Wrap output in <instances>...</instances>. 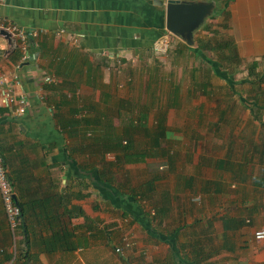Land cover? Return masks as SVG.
<instances>
[{"label": "crops", "instance_id": "0c3cea01", "mask_svg": "<svg viewBox=\"0 0 264 264\" xmlns=\"http://www.w3.org/2000/svg\"><path fill=\"white\" fill-rule=\"evenodd\" d=\"M166 1L6 0L0 7L1 18L28 30H43L38 56L28 59L10 36L0 33V76L17 73L14 90L28 100L22 115L0 105V150L17 185L16 194L27 204L25 226L17 229L14 240L0 195V264L13 259L7 256L14 242L16 256L26 264H196L198 259L197 264H264V239L255 240V232L264 228V109H252V100L237 91L246 80H236L235 73L229 80L214 71L204 59L207 51L205 56L196 55L209 62L212 72L228 85L229 94L240 95L239 103L247 109L240 122L222 125L223 132L232 134L230 142L170 162L157 152L144 162L122 166L125 171L135 166L141 173L127 174L122 168L118 172L120 178L126 175L120 180L131 179L127 184L133 187L155 180L150 204L141 200L151 211L153 224L127 192L105 193L102 185L94 183L79 189L83 177L90 183L94 180L91 172H79V164L101 161L70 151L73 141L63 134L55 113L63 108L70 117L92 118L100 112L104 119L117 102L126 101V107L130 95L115 91L123 75L115 74V58L121 57L129 72L136 67L134 76L140 83L143 71L133 64L158 52L160 45L173 41L178 52L196 53L193 48L198 44L189 45L166 29ZM216 2L217 11L195 31L194 43L200 29L214 22L211 30L204 29L205 35L217 29L227 33L244 61L258 60L263 65L264 0ZM225 23L228 28L220 26ZM46 75L59 81L47 82ZM128 81L130 85L132 80ZM170 95L172 101L179 100L175 87ZM66 98L68 104L63 103ZM70 106L78 111L70 113ZM92 129L82 126L88 141ZM173 134L167 130L166 138L176 137ZM186 145L181 147L190 149ZM110 154L103 155L102 161H113L115 156ZM138 177L146 180L136 183ZM80 192L85 195L79 197ZM62 195L69 198L68 205ZM31 201L35 204L28 206ZM73 205L81 206L85 215L73 211ZM224 219L231 222L229 229ZM87 223L93 228H87ZM124 235L133 238L135 247L121 256L114 248ZM194 240L201 241L198 253L190 246Z\"/></svg>", "mask_w": 264, "mask_h": 264}, {"label": "rangeland", "instance_id": "374dc122", "mask_svg": "<svg viewBox=\"0 0 264 264\" xmlns=\"http://www.w3.org/2000/svg\"><path fill=\"white\" fill-rule=\"evenodd\" d=\"M212 24L214 22L209 23L211 27H213ZM203 27L197 33L199 37L215 38L213 32L205 35L204 29L206 26ZM162 45L159 46L158 52L147 54L144 60H137V63L133 64V67L138 66L143 71L140 83H136L134 76L136 67L129 72L124 68L126 65L124 61L120 63L115 58L116 60L113 59L115 60L114 63L111 60L112 66L116 65L113 66L116 71L115 74L120 75V72L123 74L121 82L118 81L120 84L124 82V85H116L115 91L119 96L121 94L130 95L129 99L132 103L127 104L126 107L120 105L118 107H121L122 113L126 114L125 120L131 114V108L132 110H138L140 114L145 112L147 114L146 124L153 132L159 129L160 121L163 120L166 124V131L171 130L174 132V136L183 138L184 142L177 141L176 137L164 139V148L158 149L157 152L160 153L159 155L163 160H168V162L173 157H190L192 151L197 149L206 148L210 150L216 144L220 147L221 143H223V146L229 143L232 134L230 130L223 132L221 127L222 125L236 124L244 119V111L247 109L239 103L240 95L237 96L234 92L229 94L228 85L212 72L209 62L198 57L196 53L189 50L184 54L178 52L176 49L177 44L173 41L164 46ZM195 45L197 46V43H194ZM206 55L215 60L218 58L217 54L212 51H207ZM250 62L242 61L238 71L235 72L236 80H246L244 78L249 77L247 64ZM120 65H123V67H120ZM262 70H264V64L257 69L260 72ZM129 79L132 80L130 85L127 84V82L130 83ZM255 79L257 80L258 77H255ZM174 87L179 96V100L176 98L175 102L170 98L171 89H174ZM238 87L240 88V90L237 89L239 94L246 96V99L251 101L254 96L253 85L249 82H243ZM262 87L264 88V82ZM221 108H223L224 113L222 117L220 115ZM134 115L137 118L139 117L136 113ZM119 120V118H115L117 124L120 123ZM234 130H232L233 135L235 134ZM144 138L146 137L141 134L138 137V139L145 141L147 138ZM185 143L190 149L184 150L181 147ZM162 150H167L166 154H163ZM110 156L113 157V154L111 153ZM121 171L127 174L128 171H136L141 174L135 166L126 171L123 167ZM124 176L126 175L124 174L121 178L119 176V179H124ZM142 179L146 180L138 177L135 182L141 183L144 181ZM126 182L131 183L132 181L130 179Z\"/></svg>", "mask_w": 264, "mask_h": 264}, {"label": "trees", "instance_id": "16d2710c", "mask_svg": "<svg viewBox=\"0 0 264 264\" xmlns=\"http://www.w3.org/2000/svg\"><path fill=\"white\" fill-rule=\"evenodd\" d=\"M205 26V29L207 30H211L212 28L209 23L205 24ZM222 27L228 28V24L225 23L222 25ZM213 32L214 36L216 34L215 38L206 39L203 37H199L197 39L198 47L193 48V50L196 51V54L199 56H205L204 51H212L216 53L218 56V61L213 58H209L208 56L204 59H206L213 65L212 68L217 74L224 76L229 80H232L234 73L238 71V67L241 66L243 58L239 54L237 45L233 42V39L227 33L220 32V30L218 29L214 30ZM35 43V40L31 42L32 45ZM184 46L185 48H189L186 44H184ZM260 65H262V61L258 60H254L251 63L247 64L249 77L246 79V81H244V83L249 82L253 85L252 89L254 90L255 95L252 98L251 106L254 110L264 109V88L262 87V83L264 82V70H262L261 72L257 71ZM255 77H258V79L256 80ZM69 102L70 101L68 100V98H66L63 103L68 104ZM125 102H117L115 108L111 107L110 111L105 112V114L103 115L105 116L104 119L100 112H97V114L92 118L90 116H81L80 118H74V116L70 117L63 111V108L61 109V113L55 114L57 119L59 120V123L64 128L63 134L66 135L69 140L71 139L73 141V146L70 147L67 145L68 148L70 147V151L72 150L74 153H79L80 155H93L95 157H98L101 161L99 163L93 164H91V162L82 165L79 164L80 173L81 171H89V173L91 172L94 177L93 182L90 183V181H86L87 176H82L84 178V181L80 180V183H83V186L79 189L83 187H91V185L93 186L94 183L96 186L102 185L104 192L105 190H109L110 192L116 191L118 192V195L119 193L124 192L125 194V192H127L129 197H131L130 199H132V201L135 202V205L140 208L139 210L141 211V214L142 212H144V215L148 217V222L153 224V218L150 216L151 211L146 209L147 205H143V202L141 200L147 199L148 204H150L152 195L151 191L154 190L155 180H149L146 184L142 183L133 187L132 185L127 184V182L120 180L118 177V172L120 171L122 166L126 164H130L133 162H144L147 158L155 156L159 147L162 146L164 139H166V124L163 120H161L159 129L153 132V130H151L150 127L146 124L147 114L145 112H142L139 115L138 113L134 112L135 109L132 110V108L130 111L131 114L125 120L126 114L120 112V108H118L119 105L121 107H125ZM128 104L132 103L128 102ZM77 111V106L69 107L70 113L74 114ZM135 113L138 114V118L134 115ZM115 118H119L120 123L117 124L115 122ZM85 124L93 126L94 128L92 129V132H90V136H88L90 137L91 141L87 140L86 131H82V126H85ZM140 134L147 139L144 138L146 139L145 141H143V139H138V137H140ZM108 152L114 154L115 159L113 161H102V156ZM6 167L8 169V175L10 177L12 185L14 186L16 194L17 185L15 183V180L12 179V173L9 170L7 163ZM84 195L85 194L80 192L78 196L82 197ZM62 198L63 203L68 205L70 200L67 195H62ZM20 200L21 199L16 194L15 201L22 212V221L19 227H23L25 226V218L23 213H26L27 204ZM32 204H35V202H29L28 206ZM72 209L79 215H85L83 208L79 205H73ZM153 216L154 218L157 217L155 215ZM86 219L87 221L90 220L89 217H86ZM223 222L226 229H229L231 227V222H229L227 219H224ZM88 224L90 223H87V228H93L92 225ZM239 224L240 223H238L237 225ZM200 243L201 241L194 240V242L190 244V246L193 248V252L198 253V249H202V247H200ZM12 257L13 255L10 254L9 256H7V259L10 260ZM198 261L196 262V264L198 263ZM14 262L16 264L17 262H20V264L28 263V261L26 260L22 262L21 259H19V256H16Z\"/></svg>", "mask_w": 264, "mask_h": 264}, {"label": "built area", "instance_id": "2783aa9c", "mask_svg": "<svg viewBox=\"0 0 264 264\" xmlns=\"http://www.w3.org/2000/svg\"><path fill=\"white\" fill-rule=\"evenodd\" d=\"M6 0H0V7L4 5ZM6 32L9 34L11 39H13L17 46L24 53V59L30 57H36L37 49L39 46V37L43 30L32 29L28 30L23 28L19 24L0 17V33ZM35 40V44L31 42ZM121 63V59L117 58ZM18 80V74H13L12 77L6 74L0 76V105L15 110L16 114H23L26 112L28 106V100L25 96H18L14 90L13 83ZM45 81L50 83H57L59 79L53 75H48ZM0 195L4 204L5 213L8 220L9 228L12 232L14 240L16 239L17 229L19 228L22 221V212L20 207L15 201V189L11 183L10 177L8 175V169L6 167L5 158L0 150ZM255 240L262 241L264 239V228H260L255 232ZM15 243V242H14ZM11 247V253L13 259L7 264H14V259L17 254L16 246ZM135 247L134 240L129 235H124L122 237V242L120 245L115 246V252L119 255H125L126 250H133Z\"/></svg>", "mask_w": 264, "mask_h": 264}, {"label": "water", "instance_id": "95a60500", "mask_svg": "<svg viewBox=\"0 0 264 264\" xmlns=\"http://www.w3.org/2000/svg\"><path fill=\"white\" fill-rule=\"evenodd\" d=\"M161 4L164 0H156ZM216 0H167L166 29L184 38L189 45L194 44L195 31L207 18L217 11ZM9 36L6 32H2ZM66 179V176H64Z\"/></svg>", "mask_w": 264, "mask_h": 264}]
</instances>
